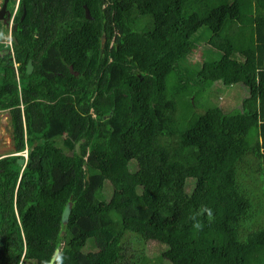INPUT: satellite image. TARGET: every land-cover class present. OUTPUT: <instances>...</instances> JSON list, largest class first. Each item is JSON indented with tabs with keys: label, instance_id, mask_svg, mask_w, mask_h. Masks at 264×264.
<instances>
[{
	"label": "trees",
	"instance_id": "trees-1",
	"mask_svg": "<svg viewBox=\"0 0 264 264\" xmlns=\"http://www.w3.org/2000/svg\"><path fill=\"white\" fill-rule=\"evenodd\" d=\"M6 9L0 264H47L56 249L53 264H264V0ZM216 83L247 93L223 109L202 93Z\"/></svg>",
	"mask_w": 264,
	"mask_h": 264
},
{
	"label": "rangeland",
	"instance_id": "rangeland-1",
	"mask_svg": "<svg viewBox=\"0 0 264 264\" xmlns=\"http://www.w3.org/2000/svg\"><path fill=\"white\" fill-rule=\"evenodd\" d=\"M175 2H176V0H166V2H165V0H163V4H166V5H169V4H172ZM4 15L6 16L7 14H3V17H4ZM156 20L158 21L160 26H164V25L168 26L169 25L168 18L162 14V8H161L160 12L157 14ZM9 34H10V31H9ZM7 40H8V38H7ZM0 55H2V54H0ZM202 57H203V51L200 47V48H197L194 52L192 51V53L188 56V61L192 65H197L200 69L201 65H202V59H201ZM210 85L211 86L209 88H206L204 91H202V93H207L210 91L209 95L207 96V99L211 102L212 101L215 102L218 106H220L223 109H227L228 107L230 108L233 105H239L243 95H246V93H247V90L245 88H243L242 86H240V87L237 86L236 87L237 96L234 98V95H232L230 93L231 90L224 89V88L220 87L217 83L215 84V88H213L212 84H210ZM206 86H209V85H206ZM199 95L202 96V94H199ZM1 121L3 123L5 122L4 119H2ZM8 141H9V138H8V135L6 134L5 129L0 127V143L1 144L8 143ZM18 156L25 160L23 153H19ZM160 183H161V181L152 180V182L150 184H148L149 190H153L156 193V191L159 189ZM175 184H176V186H179V187L182 186L181 182H175ZM176 186H173L172 195L179 192V188ZM186 190H187L186 191L187 193H191L190 192L191 189L188 188ZM184 214L186 215L187 218H189L188 222H187L189 224H194L196 219H199L198 218L199 213H192L190 208H187L186 211L184 212ZM150 245H151V243L147 244L148 247ZM150 251L153 252V249L150 248Z\"/></svg>",
	"mask_w": 264,
	"mask_h": 264
},
{
	"label": "water",
	"instance_id": "water-1",
	"mask_svg": "<svg viewBox=\"0 0 264 264\" xmlns=\"http://www.w3.org/2000/svg\"><path fill=\"white\" fill-rule=\"evenodd\" d=\"M6 6H7V0H4L3 3H2V6H1V8H0V19L3 18V14H6V13H7V12H6ZM84 9H85V16H86V18L90 19L89 12L87 11L86 8H84ZM13 29H16V26H13ZM103 41H104V37L101 38V43H102ZM8 53H9L8 50H2V51L0 52V54H5V55L8 54ZM32 70H33V66H32L31 61L29 60V61L27 62V65H26V73H27V74H30V73L32 72ZM24 163H25V160H24L23 158H18V159H17V164H18L19 166H23ZM69 213H70V204L68 203V204L65 206V208H64V210H63V212H62V215H61V220H62L63 223H66V222L68 221ZM58 253H59V249H56V250L54 251V253H53V255H52L50 261H49L47 264H53V262H54L56 256L58 255Z\"/></svg>",
	"mask_w": 264,
	"mask_h": 264
},
{
	"label": "clouds",
	"instance_id": "clouds-1",
	"mask_svg": "<svg viewBox=\"0 0 264 264\" xmlns=\"http://www.w3.org/2000/svg\"><path fill=\"white\" fill-rule=\"evenodd\" d=\"M4 0H2V2H3ZM8 1V0H7ZM7 7V6H6ZM1 8V7H0ZM6 11H7V9H6ZM8 13V12H7ZM6 13V14H7ZM14 14H15V11L13 12V14H12V16L10 17V18H8L9 19V31H10V34L8 35V40H10V43H11V29L13 28V26H15V25H13V16H14ZM9 16V15H8ZM7 16V17H8ZM8 40L7 41H5V43H8ZM24 158H26V157H24Z\"/></svg>",
	"mask_w": 264,
	"mask_h": 264
},
{
	"label": "crops",
	"instance_id": "crops-1",
	"mask_svg": "<svg viewBox=\"0 0 264 264\" xmlns=\"http://www.w3.org/2000/svg\"><path fill=\"white\" fill-rule=\"evenodd\" d=\"M3 55V54H2ZM236 85L235 86H230L229 88H227V90H231V94L232 95H234V98L237 96V94H236V91H237V89H236ZM244 97V96H243ZM241 101H242V99H241ZM259 192H261V191H263L262 189H260V190H258Z\"/></svg>",
	"mask_w": 264,
	"mask_h": 264
},
{
	"label": "built area",
	"instance_id": "built-area-1",
	"mask_svg": "<svg viewBox=\"0 0 264 264\" xmlns=\"http://www.w3.org/2000/svg\"><path fill=\"white\" fill-rule=\"evenodd\" d=\"M8 45H10V40L7 43ZM17 76V75H16ZM24 157H26V153H24Z\"/></svg>",
	"mask_w": 264,
	"mask_h": 264
},
{
	"label": "flooded vegetation",
	"instance_id": "flooded-vegetation-1",
	"mask_svg": "<svg viewBox=\"0 0 264 264\" xmlns=\"http://www.w3.org/2000/svg\"><path fill=\"white\" fill-rule=\"evenodd\" d=\"M2 3H3V2H2V0H1V1H0V7L2 6ZM6 12H7V11H6Z\"/></svg>",
	"mask_w": 264,
	"mask_h": 264
}]
</instances>
